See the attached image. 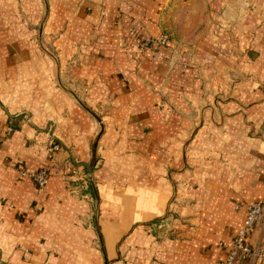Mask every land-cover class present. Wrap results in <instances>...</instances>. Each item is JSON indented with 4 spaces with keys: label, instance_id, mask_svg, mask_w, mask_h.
Returning <instances> with one entry per match:
<instances>
[{
    "label": "crops",
    "instance_id": "1",
    "mask_svg": "<svg viewBox=\"0 0 264 264\" xmlns=\"http://www.w3.org/2000/svg\"><path fill=\"white\" fill-rule=\"evenodd\" d=\"M228 1L188 0L186 9L189 12L185 14L180 1L171 0H49L43 32L58 29L55 44L60 59L63 60L64 55L78 54L88 66L86 76L99 78L100 85L96 86L102 93L118 94L116 109L136 115L139 111L144 113L156 101L155 94L135 78L136 71L148 78L153 90L166 91L168 98L182 109L180 116L171 114L166 125L172 129L167 132L160 128L159 121L152 119V126L144 128L151 117L141 116L142 119L136 121L140 130L134 136V153L123 157L116 154L121 148L105 150L103 155L107 159L98 175L107 173L114 159L120 167L132 161L142 163L147 169L138 172H142L139 173L140 182L145 185L136 187L160 192L163 187L159 185L158 175L162 172V164L176 161L181 141L190 137L191 126L196 122H202L203 126L194 139L215 135L214 149L209 150L232 157L231 170L218 164L206 166L201 158L198 168L195 167L196 178L189 177L191 171L187 166L179 168L177 172L183 173L182 177H189L185 182L184 199L188 202L194 199L193 204L183 208L187 223L172 222L171 227L179 239L158 243L135 232L130 240L134 242L123 245L121 258L112 262L114 264H123L122 260L131 253L134 257L131 264H221L228 252L227 246L244 219L245 207L264 203V22L251 38L253 18L248 17L245 24L234 21L232 15L223 13ZM19 11L26 14L30 26H36L44 15V6L41 0H0V84L7 88L1 89V95L12 112L6 116L0 106V249L6 252L0 264H59L58 252L66 244L79 242L87 249L92 244L94 232L76 229L70 223L79 221L78 212L61 210L60 201L67 199L70 209L81 207L69 200L64 190L66 172L63 168L67 152L47 157L44 139L15 111L22 103L17 95L18 86L9 91L12 83L3 81L7 69L27 68L39 58L32 32L15 18ZM164 31L170 36L166 48L142 50L140 46L145 38H158ZM209 45L220 47L222 53L217 48L211 51ZM208 60L215 61L209 68L202 65ZM230 68L251 74L255 80L237 85L230 91V100L216 101L212 108L203 110L201 82L195 78L201 74L220 77L211 81L220 84V93L226 92L224 79ZM20 75L26 77L23 71L18 77ZM142 93L144 95L140 96ZM62 99L71 109L73 105L69 99L65 96ZM28 105L34 115L39 114L34 111L35 106ZM211 124L221 127L213 133ZM58 135L62 140L73 142L71 136L64 137L62 127H58ZM33 139L35 143L28 147ZM208 148L206 143H199L182 156L189 163L186 157L202 156ZM14 163L22 164L27 172L47 167L49 194L42 199L31 179L20 177ZM207 168L209 170L205 171ZM121 171L128 172V168L123 167ZM157 196L156 193V205L160 206ZM122 201L123 198L121 203L104 199L100 205L102 214L98 225L103 234L104 227L113 235L120 222L128 221ZM40 204H44L42 210L34 213ZM59 210L62 213H58ZM246 242L251 247H264L263 231L256 228ZM16 246H23L29 252L23 255ZM107 251L114 261V245L111 252L108 248ZM241 264H264V252L261 259L245 260Z\"/></svg>",
    "mask_w": 264,
    "mask_h": 264
},
{
    "label": "rangeland",
    "instance_id": "2",
    "mask_svg": "<svg viewBox=\"0 0 264 264\" xmlns=\"http://www.w3.org/2000/svg\"><path fill=\"white\" fill-rule=\"evenodd\" d=\"M41 1L44 6V15L38 25L30 26L27 22L26 14L21 11L15 17L18 22L32 32L37 49L39 50L37 53L39 58L33 60L27 68L16 66L7 69L6 78L3 81L4 83H12L11 88L8 86L9 91L15 89V85L18 86L17 95L22 100V103L15 111L17 114L23 116L24 122L27 126L35 130V134L44 139L47 157H51L58 152H67L63 168L66 172L64 175V190L69 200L81 205V207L78 210L70 209L67 199L60 201L62 203L61 210L66 213L78 212L79 221H70V223H73L76 229H91L94 232L92 244L87 249L79 242L75 245L73 243L71 245L66 244L58 252L59 264H114L112 262H116L117 259L121 258L120 252L123 245L126 242H131V237L135 232H138L139 236L147 237L158 243L170 239H179L171 226L174 220L180 224L187 223L183 208L193 204L194 199L191 202L184 199L186 192L185 182L189 177H197L194 171L195 167L198 168V161L203 158V163L206 166H215L218 164L231 170L232 157L226 153L223 155L222 153L215 152L216 154H214L209 150L211 148L214 149V143H216L215 135H207V137H203L201 140L194 139L195 133L203 126L202 122L201 124L200 122H196L192 124V128L190 127L191 130L188 134L190 137H186V140L183 139L184 141H181L176 161L172 164L168 162L162 164V172L158 175L161 178L159 185L163 187L160 189V192L143 191L147 187H136V185H145L143 182H140V174L142 172H138V170L147 169L143 167L142 163L132 161L123 165V167L128 168V172H125L121 171L123 167H120L118 161L114 159V165L110 167L111 169L108 168V170L105 168L108 172L98 175V172L104 168V162L107 159L103 155L105 150L114 148L119 150L121 148L116 154H122L123 157L134 153V136L140 130L138 129L136 121H140L142 119L141 116L148 115L151 117L149 118V124L144 125V128H150L152 126V119L159 121L160 128L164 132H167L172 129L170 125H166L168 119L171 118V114L180 116L182 115V109L181 106L168 98L166 91L164 92L161 89L153 90L154 88L148 78L141 76L137 71L135 72V78L139 80L141 86L143 85L146 89L149 88L155 94L156 101L148 106L146 111L144 107L142 109V111H145L144 113L139 111L136 115L132 112L127 114L125 110L116 109L115 100L118 94L111 92L109 94L106 92L102 93L101 89L96 86L100 85L99 78H88L86 76L88 75V66L81 61L78 54L73 57L64 55V59H60L58 46L55 44L58 39V29L46 33L43 32L44 23L48 18L50 2L49 0ZM171 1H180L182 9L185 10V14L189 12V9H186L188 0ZM223 13L232 15L234 21L239 22V24H245L248 17L253 18L254 27L252 26L250 28L252 38L255 36V29L264 22V0L260 2L256 0H229L228 4L224 7ZM167 33V31H164L161 36H166L169 39L170 36ZM156 39L147 37L142 41L140 47L143 51L150 47L156 50L166 48V46L156 45ZM208 47L213 52L217 48V51L222 53L219 50L220 47L216 45H209ZM222 51L225 52V50ZM213 63H215L214 60H208L202 62V65L209 68ZM218 63L222 64L220 60ZM182 67L185 69L183 64H181ZM22 71L26 77L22 75L18 77ZM197 76L199 77L195 79L201 82V102L205 103L203 110L212 108L216 101L225 102L230 100V91L237 85L248 80H255L251 74H245L238 68H230L224 79V84L227 87L226 92L222 91L220 93L221 89L218 87L220 84H215L211 81V79L215 78L221 79L220 77L212 76L209 78L202 74ZM122 81L125 82L126 79L122 78ZM3 87L7 90L5 86ZM3 87L0 84V106L4 114L8 116L12 112L8 104L2 99L1 89ZM142 95L144 93L140 96ZM63 96L68 98L69 102L73 105L71 109L69 104L62 99ZM182 102L181 105L183 107ZM30 103L32 106H35L33 109L37 113L39 112L38 115H34V112L28 105ZM59 104L61 105L60 107H58ZM152 107H157V109H153ZM75 110H78L77 114ZM127 116L129 117L127 118ZM211 126L213 133H216V130H219L221 127L220 124H216V126L211 124ZM58 127H62L64 137L71 136L73 142L70 143L65 141V139H63L64 141L60 139ZM34 143L35 139L30 141L28 147ZM120 143H122L121 146L119 145ZM199 143H206L210 148L202 156L196 155L193 157L194 159L189 158V156L186 157L190 163L189 165V163L185 162L182 153L184 152L187 155L188 149ZM52 146H58V148L53 152H48V149ZM8 164H11V162H8ZM183 165L187 166L191 171L189 177L186 176L184 178L182 177L183 173L177 172ZM13 167L18 172L21 169L27 171L20 163H14ZM39 170H45L47 172L49 182V169L42 166L33 172ZM148 170L150 169L148 168ZM206 170L209 169L207 168ZM180 171H183V169ZM30 179L34 187L42 194V199L49 194L48 185L45 188H40L32 178ZM131 182L134 184L132 185ZM146 185H150V183H146ZM156 193L160 199V206L156 205L158 203L155 198ZM118 198L124 199L122 201L123 213L126 216L125 219L127 217L129 219L124 224L120 222L112 232L113 235L107 232L105 227L103 234L98 225L102 214L100 205L104 199L116 200L121 203V199ZM1 201L4 204L6 200L3 198ZM43 206L44 204H40L39 209L34 213H39ZM61 210L58 213H62ZM121 232L123 234L120 236ZM117 234L119 235L117 236ZM123 240L124 242H122ZM112 245H114L116 251L114 261H111L113 258L107 251V248L109 252L112 251ZM22 247L16 246L15 249L22 251L23 255H26L29 251ZM131 254H129L126 260H122L123 264H131L134 258ZM5 257L6 252L4 253L0 249V259ZM140 264L146 263L141 262Z\"/></svg>",
    "mask_w": 264,
    "mask_h": 264
},
{
    "label": "built area",
    "instance_id": "3",
    "mask_svg": "<svg viewBox=\"0 0 264 264\" xmlns=\"http://www.w3.org/2000/svg\"><path fill=\"white\" fill-rule=\"evenodd\" d=\"M155 44L158 46H166L167 37L160 36L156 39ZM58 146H52L48 152H53ZM20 177H30L34 180L37 186L45 188L48 185V175L45 170L29 173L25 170H20ZM256 228H259L264 233V203H252L245 207L244 219L238 228L232 242L227 246L228 252L221 264H241L245 260L261 259L264 252L263 246L251 247L246 240Z\"/></svg>",
    "mask_w": 264,
    "mask_h": 264
}]
</instances>
